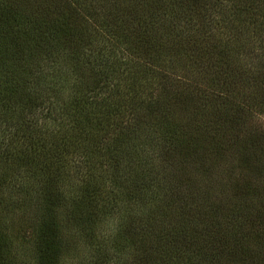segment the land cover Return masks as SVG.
Segmentation results:
<instances>
[{"label": "trees", "instance_id": "16d2710c", "mask_svg": "<svg viewBox=\"0 0 264 264\" xmlns=\"http://www.w3.org/2000/svg\"><path fill=\"white\" fill-rule=\"evenodd\" d=\"M23 1L0 0V264L82 251L84 264H264V204L244 173L259 175V135L230 143L244 166L228 197L183 207L159 178L204 166L208 146L224 155L238 126L227 105L259 110V62L236 72L209 46L202 0H149L144 19L140 3L103 0L104 20L97 0H37L36 17Z\"/></svg>", "mask_w": 264, "mask_h": 264}, {"label": "rangeland", "instance_id": "374dc122", "mask_svg": "<svg viewBox=\"0 0 264 264\" xmlns=\"http://www.w3.org/2000/svg\"><path fill=\"white\" fill-rule=\"evenodd\" d=\"M27 1L32 2L31 8L29 7L31 9L30 12L32 13V17H36L38 15L37 7H35L37 0ZM102 1L97 0L95 3L100 5L101 13H104L98 16V19L104 20V15H108L107 11L112 12L113 7L108 8L105 5L106 3ZM110 1L112 4L114 3V0ZM151 1L153 2V0ZM53 2L54 0H44V4L46 5H50ZM118 2L126 10H130L133 4L140 3L142 9L139 13L148 10L146 7L150 4L149 0H116L115 7H117ZM203 3L206 7L201 11L198 22L204 24L206 27L208 26L210 29L213 39H210L211 45L209 44V46L215 43L214 46L217 47V50H221L226 55L230 54L234 56L235 62L231 64V67L236 72L244 70L245 67L247 69L252 64L259 62V110L254 108L251 110L254 114L248 113L246 115L238 112L240 106L254 107L256 103L250 102L251 100H256L254 98L247 97L239 99L238 104L229 103L230 105L226 107L227 112L238 122V126L236 123L233 124V120L232 129L226 131L229 145L226 147L224 155L221 156L218 154L216 149L211 150L212 146H208L209 148H205L204 146L208 152V158L210 157L209 159L206 158L204 166H199L196 159H194L195 162L190 160L187 164L183 163V165H180L178 169H182V173L179 174L177 183L183 185L182 191H179V186L176 188L177 183L175 179L169 178L168 175H164L162 179V175H160L159 178L166 180V183L170 185V188L164 191V194H166L164 198L170 196L175 202L178 201L185 204L183 206L185 207L186 205L192 204L195 200L194 198H196V193L200 191H206L208 198L213 201H216L219 197L220 200L221 198L228 197L232 193L231 182L234 180V173L238 171V168L241 171V166H244L241 163L243 162V155L238 151V148L230 143L235 139L245 140L254 135H259V171H256L259 175L253 169H249L244 173L247 178L259 184V207H262L264 204V0H202ZM168 4L169 1L166 2V5ZM158 6L162 9V11H159L161 17H166L167 13L171 11V9L162 3ZM185 12L186 10L172 12V14L178 15L174 23L179 29L185 28L187 24L184 16ZM144 15L142 13L141 16L139 15L137 17L144 19ZM173 31L172 36L167 34V39L171 42H176V40H180L176 37L178 30L175 28ZM174 35L175 37L172 41ZM0 37H2L1 33ZM222 72L220 70L221 77H218V81L222 82L221 79H225L226 82H230L229 75L223 74ZM236 79L238 81V78ZM239 83L241 84L240 86H238ZM235 86L236 91H244L242 82L238 81ZM253 89L256 88L253 87ZM207 116L204 118H207ZM183 118L185 123V121L189 120L190 115H183ZM1 130L2 126L0 127V137L2 135ZM235 142L238 143V141ZM241 147L244 148L243 145ZM241 147L239 146V149ZM204 148L203 145L200 146L201 151ZM82 254L83 251L78 253L76 255L77 257L69 259L67 263L84 264L80 256Z\"/></svg>", "mask_w": 264, "mask_h": 264}]
</instances>
